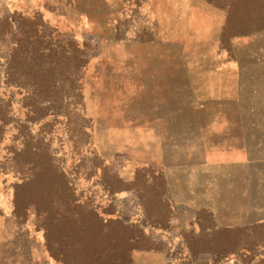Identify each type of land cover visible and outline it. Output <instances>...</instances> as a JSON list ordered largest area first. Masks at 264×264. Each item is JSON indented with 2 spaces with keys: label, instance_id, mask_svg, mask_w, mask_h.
Masks as SVG:
<instances>
[{
  "label": "rangeland",
  "instance_id": "374dc122",
  "mask_svg": "<svg viewBox=\"0 0 264 264\" xmlns=\"http://www.w3.org/2000/svg\"><path fill=\"white\" fill-rule=\"evenodd\" d=\"M14 19L55 48L63 71L79 51L87 60L54 83L76 108L68 123L58 116L41 134L9 114L0 221L14 192L30 208L3 239L29 242L31 264H68L49 257L42 222L58 198L28 182L19 118L28 150L53 151L68 177L76 228L51 233L58 251L87 245L95 264H264V0H0V27ZM10 42L0 39V93H11ZM115 179L123 190L109 195L102 183ZM127 245L138 248L122 258Z\"/></svg>",
  "mask_w": 264,
  "mask_h": 264
},
{
  "label": "trees",
  "instance_id": "16d2710c",
  "mask_svg": "<svg viewBox=\"0 0 264 264\" xmlns=\"http://www.w3.org/2000/svg\"><path fill=\"white\" fill-rule=\"evenodd\" d=\"M31 34L36 35L38 31L15 19L11 22L4 20L0 27L2 44L5 38H10L11 40L7 46L8 55L5 57V63L2 64L3 69L1 72L4 84L11 89V93L5 90L0 93V141L5 129L12 122V117L9 114L13 110H16L18 117L20 116L26 121L40 124L37 130L41 134L50 130L48 127H53L56 124L58 116L65 115L68 117V123L71 118L70 113L76 110L75 107L70 108L72 103L70 104L66 101L64 98L65 94L60 98L62 90L56 88L54 83L59 77H68L67 79L70 80L73 73L85 65L87 60L85 54L81 51L75 54L73 62H70V66L65 72L62 70L58 53L54 50L55 48L44 47L38 38L32 39ZM40 37L44 38L43 33L40 34ZM54 61L57 63H54ZM16 96H20V98L14 99ZM17 102L20 103V107H18ZM76 103L78 104V102ZM47 117H51V119L38 123ZM13 126L18 128L17 131L22 137L23 153H26L29 163L35 169L28 182L30 184L38 183L46 198L54 193L58 198V202L54 205L55 210L48 213L46 211L42 222L44 240L49 257L56 263H60L62 256L68 259V264H85V262H93L95 264L101 256L94 251H90L87 245L84 248H76L75 245H63L59 251L53 247L55 245V239L51 236L53 231H67L76 228V206L63 195V186L68 182V177L54 164L53 151L47 152L46 148L41 149L40 146L35 147L32 151L28 150L26 128L19 118H17ZM37 143L41 145L42 142L39 143L37 141ZM93 164L95 172H97L99 165L95 163V159ZM59 179H61V182ZM28 184L24 183V186L27 187ZM114 184L109 186L102 183V187L109 195L123 190L120 180L115 179ZM17 195V192L13 193V213L18 219L23 218L25 220L28 217L27 211L30 208V203L27 199L26 209L25 206H22L20 211L15 203ZM49 204L53 205L51 201ZM110 221L108 219L106 223ZM261 226L264 227V225ZM256 227V225L251 226L252 229ZM137 248V245H127L126 249L122 250L121 257H124L126 251L130 252Z\"/></svg>",
  "mask_w": 264,
  "mask_h": 264
},
{
  "label": "crops",
  "instance_id": "0c3cea01",
  "mask_svg": "<svg viewBox=\"0 0 264 264\" xmlns=\"http://www.w3.org/2000/svg\"><path fill=\"white\" fill-rule=\"evenodd\" d=\"M262 176L264 186V173H262ZM0 222L3 224V229H0V264H31V245H29V242L28 245H14L13 241L9 243L7 240L3 239L9 227L14 230L15 227L12 223L19 226L18 224L24 222V219H18L12 210L11 213L4 212Z\"/></svg>",
  "mask_w": 264,
  "mask_h": 264
}]
</instances>
